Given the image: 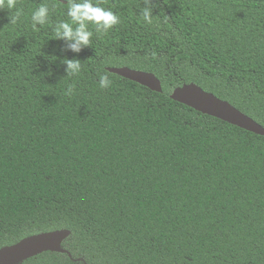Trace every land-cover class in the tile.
Instances as JSON below:
<instances>
[{
  "label": "trees",
  "instance_id": "obj_1",
  "mask_svg": "<svg viewBox=\"0 0 264 264\" xmlns=\"http://www.w3.org/2000/svg\"><path fill=\"white\" fill-rule=\"evenodd\" d=\"M66 3L17 0L15 25L0 10V248L68 229L71 257L21 264H264V136L169 96L195 83L264 128V0H154L151 24L142 0H101L121 22L90 24L79 54L55 39ZM123 66L162 91L107 70Z\"/></svg>",
  "mask_w": 264,
  "mask_h": 264
},
{
  "label": "water",
  "instance_id": "obj_2",
  "mask_svg": "<svg viewBox=\"0 0 264 264\" xmlns=\"http://www.w3.org/2000/svg\"><path fill=\"white\" fill-rule=\"evenodd\" d=\"M107 70L134 81L155 92H161L160 80L151 72L128 67H110ZM170 98L202 114L220 119L241 129L264 136V128L248 115L213 93L203 90L195 83H184L173 89ZM70 235L68 229H56L27 236L18 242L0 248V264H21L24 260L43 252L64 253L63 241ZM85 264V263H84Z\"/></svg>",
  "mask_w": 264,
  "mask_h": 264
},
{
  "label": "clouds",
  "instance_id": "obj_3",
  "mask_svg": "<svg viewBox=\"0 0 264 264\" xmlns=\"http://www.w3.org/2000/svg\"><path fill=\"white\" fill-rule=\"evenodd\" d=\"M143 7L140 8V15L143 21L151 24L153 21L152 10L157 5L154 0H142ZM66 15L70 21L60 20L54 24L53 31L56 40L65 41V50L79 54L85 47L91 45V38L94 32L89 29V25L95 28V34L107 33L114 26L118 25L120 16L110 8L101 6V0H67ZM55 8H51L48 4H41L31 14L32 27L35 29L37 25L44 26L50 19V12ZM7 9L10 13L9 25H15L24 16V9L17 5V0H0V10ZM65 65L67 76H75L80 73L82 65L78 58H67L62 60ZM98 83L100 88L106 89L112 85V80L107 72L99 75ZM75 85H70L65 90V95L71 97L74 93Z\"/></svg>",
  "mask_w": 264,
  "mask_h": 264
}]
</instances>
